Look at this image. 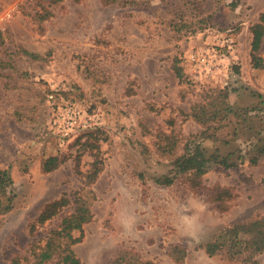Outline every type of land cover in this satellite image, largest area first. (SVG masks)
I'll use <instances>...</instances> for the list:
<instances>
[{
    "label": "rangeland",
    "instance_id": "374dc122",
    "mask_svg": "<svg viewBox=\"0 0 264 264\" xmlns=\"http://www.w3.org/2000/svg\"><path fill=\"white\" fill-rule=\"evenodd\" d=\"M45 9L51 15L40 19ZM263 10L264 0H0L7 62L0 67V168L9 169L14 194L0 216V264L26 247L27 224L44 203L69 198L46 224L52 228L77 193L93 214L73 246L82 264H108L121 247L158 264H243L224 251L208 256L201 245L228 223L264 212V156L248 162L253 144L264 146V36L256 52L263 63L254 68L249 30ZM206 46L216 51L211 72L188 59ZM222 88L231 112L199 125L191 105ZM72 105L97 112L100 125L62 137L54 119ZM159 130L177 135V152L189 139L207 154L232 153L238 165L211 162L193 188L187 174L157 184L172 160L154 152ZM49 156L58 161L45 172ZM94 164L100 175L89 192L82 186ZM217 185L232 195L225 210L210 200ZM175 243L186 250L181 263L168 256ZM258 260L264 264V252Z\"/></svg>",
    "mask_w": 264,
    "mask_h": 264
},
{
    "label": "trees",
    "instance_id": "16d2710c",
    "mask_svg": "<svg viewBox=\"0 0 264 264\" xmlns=\"http://www.w3.org/2000/svg\"><path fill=\"white\" fill-rule=\"evenodd\" d=\"M27 1V0H26ZM63 0H52V2H61ZM78 1V0H75ZM101 4L108 6L116 3L118 0H100ZM23 6L21 2L18 6ZM40 19H46L51 15L47 9L38 12ZM42 13V14H41ZM42 15V16H41ZM251 41V61L254 68L262 65L263 60L256 52L259 50L264 36V10L260 12L259 19L253 23L250 28ZM1 37V32H0ZM25 54L38 57L27 50H22ZM7 65V62L0 58V67ZM173 70L176 76H180V67L175 63ZM229 94L226 89L213 90V93L207 94L202 100L194 103L190 107V116L199 125L220 122L231 112ZM208 137V136H206ZM182 143V152H177L179 139L171 130L170 132L158 131L154 141V152L159 156H166L171 160V168L166 174L155 176L154 181L160 185H170L174 182L177 174H187L190 176L189 185L191 188L199 186L201 177L207 172L211 162L216 163L222 168L237 167V162L232 161L230 154L224 156L218 153L207 154L206 149L200 142ZM256 154L248 158L251 165H256L260 158L264 156V146H256ZM241 156L238 154L237 159ZM57 156H49L43 162V171L48 172L56 167ZM99 167L93 165V169L84 176L83 188H88L92 192L90 185L93 184L99 175ZM141 184L144 186V178L138 173ZM12 178L8 168H0V216L6 214L12 208L14 194L12 192ZM216 185V184H215ZM211 201L216 202L217 208L225 210L231 199L230 192L222 186H216ZM76 193V192H75ZM69 202V198L62 194L56 199L50 200L42 206L39 213L27 224L28 234L31 240L25 248L13 254L9 258V264H47L55 261L56 264H82L81 259L75 253L73 246L80 242L84 232L83 226L89 222L92 217L90 203L81 194L74 195V208L72 211L64 214L57 226L47 228L46 224L57 215L63 206ZM45 227L42 231V237L36 238L37 231ZM78 233V234H76ZM208 256L217 252L224 251L231 259L239 260L243 264H259L258 256L264 252V212H255L251 216L238 221L228 223L218 229L216 235L209 241L201 245ZM168 256L176 263H181L186 255V250L179 243L168 246ZM108 264H158L151 259L144 258L138 251L121 247L111 257Z\"/></svg>",
    "mask_w": 264,
    "mask_h": 264
},
{
    "label": "built area",
    "instance_id": "2783aa9c",
    "mask_svg": "<svg viewBox=\"0 0 264 264\" xmlns=\"http://www.w3.org/2000/svg\"><path fill=\"white\" fill-rule=\"evenodd\" d=\"M215 56L216 51L206 46L199 51L190 52L188 59L207 72H211L218 68V65L214 61ZM219 57L221 56L219 55ZM54 122L61 136L67 137L73 131L100 125L101 118L97 112H87L79 105H72L60 108Z\"/></svg>",
    "mask_w": 264,
    "mask_h": 264
},
{
    "label": "crops",
    "instance_id": "0c3cea01",
    "mask_svg": "<svg viewBox=\"0 0 264 264\" xmlns=\"http://www.w3.org/2000/svg\"><path fill=\"white\" fill-rule=\"evenodd\" d=\"M100 4H101V1L99 0ZM102 5V4H101ZM103 6V5H102ZM100 175V174H99ZM97 181V180H96Z\"/></svg>",
    "mask_w": 264,
    "mask_h": 264
}]
</instances>
